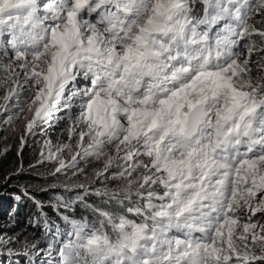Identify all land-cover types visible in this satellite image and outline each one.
I'll return each instance as SVG.
<instances>
[{
  "label": "snow or ice",
  "instance_id": "obj_1",
  "mask_svg": "<svg viewBox=\"0 0 264 264\" xmlns=\"http://www.w3.org/2000/svg\"><path fill=\"white\" fill-rule=\"evenodd\" d=\"M0 89L3 123L78 136L55 173L120 181L57 197L63 228L24 189L47 247L0 233V264H264V0H0Z\"/></svg>",
  "mask_w": 264,
  "mask_h": 264
},
{
  "label": "clouds",
  "instance_id": "obj_2",
  "mask_svg": "<svg viewBox=\"0 0 264 264\" xmlns=\"http://www.w3.org/2000/svg\"><path fill=\"white\" fill-rule=\"evenodd\" d=\"M256 58V54H254L253 60ZM2 94L3 90L0 89V95ZM8 115V112L0 114V134H2L0 135V162H3L9 153H18L21 160L18 161L15 169H18L17 171L26 170L31 172L36 178L44 182L40 193H28L36 200L41 201L44 204L45 213L63 228L65 227L63 221L52 211V202L57 197L73 199L78 190L82 189L80 185L86 184L84 182L87 179L97 176L96 173L103 168V160L94 158L79 160L77 168L55 173V169L59 165L55 160L46 158L48 151L46 142H51L53 151L56 150L58 145L70 143L72 146L71 151L65 149L61 153L65 162H70L72 155L77 151L76 140H78V136L69 141L66 130L68 122L66 120H53L47 124H41L37 128L35 135H28L25 132V118H31V113L27 111V106L25 105V111L11 124L3 123ZM58 115L63 116L64 113H59ZM22 137L24 138L23 148L21 147ZM42 153L44 154L43 156L41 155ZM17 171L13 172L15 176ZM107 176V173H105L104 178ZM5 177L9 178L7 182H5ZM3 181L4 185L0 186V233L12 236L21 230L24 238L26 237L29 241H39L38 247L46 248L48 241L43 235V226H37L36 224L39 212L33 200L23 195L25 188L16 177L13 178L11 175H7L4 176ZM65 185L70 186V188L66 189ZM17 197L21 199L17 200ZM45 197H48V199ZM83 198L87 204L99 203L102 199V197H97L92 192H88ZM82 208V206L75 208L77 219H80L79 216L82 215ZM90 216L91 213L89 212L88 217ZM257 216L264 217V214L257 213ZM130 218L135 219V217L131 216ZM255 219L256 217H253V220ZM261 222L264 223V218L261 219ZM24 238L20 239L23 240ZM16 247H19V245ZM255 251L259 253V248L255 249ZM4 264H9L6 257ZM11 264H20V261L17 258H13Z\"/></svg>",
  "mask_w": 264,
  "mask_h": 264
},
{
  "label": "trees",
  "instance_id": "obj_3",
  "mask_svg": "<svg viewBox=\"0 0 264 264\" xmlns=\"http://www.w3.org/2000/svg\"><path fill=\"white\" fill-rule=\"evenodd\" d=\"M20 160L21 158L16 152V153H9L6 159L3 162H0V186L4 185V181H3L4 176L11 175L13 178L16 177L19 183L25 189H27L28 192L32 194L40 193L41 186L44 185V182L41 179L36 178L31 172H27L26 170L17 171L18 169L15 168L17 166L18 161ZM14 171H17L16 176L13 173ZM107 175H108L107 179L104 177L97 178V176H94L91 177L90 182L88 183L84 182V183L88 184L89 188L101 189V187L106 186L105 185L106 181L108 179H111L109 173H107ZM111 188L116 189L115 186H112ZM15 235H18V237L20 238H24V235L21 230L17 232Z\"/></svg>",
  "mask_w": 264,
  "mask_h": 264
},
{
  "label": "bare ground",
  "instance_id": "obj_4",
  "mask_svg": "<svg viewBox=\"0 0 264 264\" xmlns=\"http://www.w3.org/2000/svg\"><path fill=\"white\" fill-rule=\"evenodd\" d=\"M116 171V168H115V166H113V168H110L109 169V175L111 174V173H113V172H115ZM91 178H89V180L87 179L86 180V182H90L91 180H90ZM84 185V187L82 188V189H79L78 190V192L73 196V199L77 196V195H81V196H85V195H87V193L88 192H92V193H94V191L96 190V189H94V188H89L88 187V184H83ZM105 185L110 189V190H112V186H115L116 187V189L118 188V186H120V181L119 180H116V179H108L107 181H106V183H105ZM112 185V186H111ZM102 186V185H101ZM100 186V187H101ZM104 187H101V189H103ZM87 189V192L85 191ZM46 199H48V197H45ZM103 199V198H102ZM88 211L83 207L82 208V215H80L79 216V218L81 219V218H83V217H85V216H88Z\"/></svg>",
  "mask_w": 264,
  "mask_h": 264
},
{
  "label": "rangeland",
  "instance_id": "obj_5",
  "mask_svg": "<svg viewBox=\"0 0 264 264\" xmlns=\"http://www.w3.org/2000/svg\"><path fill=\"white\" fill-rule=\"evenodd\" d=\"M0 135H2V134H0ZM3 137H5V136H3Z\"/></svg>",
  "mask_w": 264,
  "mask_h": 264
}]
</instances>
